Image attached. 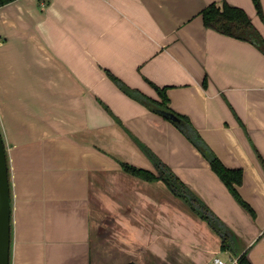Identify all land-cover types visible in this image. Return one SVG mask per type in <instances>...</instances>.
<instances>
[{
  "label": "crops",
  "instance_id": "0c3cea01",
  "mask_svg": "<svg viewBox=\"0 0 264 264\" xmlns=\"http://www.w3.org/2000/svg\"><path fill=\"white\" fill-rule=\"evenodd\" d=\"M225 1L264 39V0H12L0 6V136L9 264H206L221 235L159 179L130 133L264 264V54L206 27ZM188 118L251 215L192 142L110 77ZM185 224V225H183ZM197 225V230L195 228ZM238 264L236 260L235 263Z\"/></svg>",
  "mask_w": 264,
  "mask_h": 264
},
{
  "label": "trees",
  "instance_id": "16d2710c",
  "mask_svg": "<svg viewBox=\"0 0 264 264\" xmlns=\"http://www.w3.org/2000/svg\"><path fill=\"white\" fill-rule=\"evenodd\" d=\"M12 0H0V6L10 2ZM254 6L259 14H261V5L259 0H252ZM202 20L206 27L212 28L220 33L247 40L256 45L258 49L264 54V39L258 33L257 29L251 23L250 19L246 15L243 9L231 6L225 1L219 5L216 3H210L201 11ZM112 80L127 94L137 98L142 104L148 107L154 112L158 110H165L174 113L168 106V99L163 89H158L157 92L160 96V101L151 99L142 95L135 89L127 87L120 79L110 74ZM180 121L172 122L201 152V154L207 159L210 168L226 185L229 192L234 199L251 215L253 211L250 206L241 198L236 186L241 183L242 171L241 169H231L222 164V162L214 155V153L206 146L201 139L197 131L192 127L187 117L174 113ZM168 120V119H167ZM169 121V120H168ZM171 122V121H170ZM131 137L138 144L141 150L148 156V158L155 165L158 175L154 173L137 168L127 163H122L121 166L128 173L138 176L144 180H162L177 196L184 199L191 209L198 214L200 218L205 220L213 230L218 232L222 238L221 248L231 249L233 244L234 233L228 227H226L217 217H215L210 209L204 204L198 195L185 186L178 177L171 171V169L164 164L154 152H152L143 142L138 140L134 135L130 133ZM238 264H251L246 258L245 253L237 257ZM126 264H135L134 262H128Z\"/></svg>",
  "mask_w": 264,
  "mask_h": 264
},
{
  "label": "water",
  "instance_id": "95a60500",
  "mask_svg": "<svg viewBox=\"0 0 264 264\" xmlns=\"http://www.w3.org/2000/svg\"><path fill=\"white\" fill-rule=\"evenodd\" d=\"M171 122L180 119L172 112L158 110ZM10 248V195L4 145L0 136V264H9Z\"/></svg>",
  "mask_w": 264,
  "mask_h": 264
},
{
  "label": "rangeland",
  "instance_id": "374dc122",
  "mask_svg": "<svg viewBox=\"0 0 264 264\" xmlns=\"http://www.w3.org/2000/svg\"><path fill=\"white\" fill-rule=\"evenodd\" d=\"M202 220H203V219H202ZM203 221H205V220H203ZM205 222H206V221H205ZM207 224H208V223H207ZM183 225H185V224H183ZM208 226H209V224H208ZM210 227H211V226H210ZM195 228H196V230H197V225H195ZM211 228H212V227H211ZM214 231H215V230H214ZM233 243L235 244V246H234L233 249H231V250H225V251H221V252H217V253L215 254V256H216V257H219L220 259L226 261V262L229 264V263H230V259H232V258L235 257L236 252L239 251V249H240V245L242 244V242H241V241H238L237 239H235V240L233 241Z\"/></svg>",
  "mask_w": 264,
  "mask_h": 264
},
{
  "label": "built area",
  "instance_id": "2783aa9c",
  "mask_svg": "<svg viewBox=\"0 0 264 264\" xmlns=\"http://www.w3.org/2000/svg\"><path fill=\"white\" fill-rule=\"evenodd\" d=\"M236 258L232 261L231 264L236 262ZM206 264H228L226 261L220 259L219 257L213 256L211 257Z\"/></svg>",
  "mask_w": 264,
  "mask_h": 264
}]
</instances>
